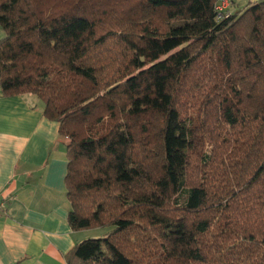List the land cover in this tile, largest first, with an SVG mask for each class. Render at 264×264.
I'll use <instances>...</instances> for the list:
<instances>
[{"label": "trees", "instance_id": "trees-1", "mask_svg": "<svg viewBox=\"0 0 264 264\" xmlns=\"http://www.w3.org/2000/svg\"><path fill=\"white\" fill-rule=\"evenodd\" d=\"M0 0V89L67 139L66 264H264V0ZM231 2V0H230Z\"/></svg>", "mask_w": 264, "mask_h": 264}, {"label": "crops", "instance_id": "crops-1", "mask_svg": "<svg viewBox=\"0 0 264 264\" xmlns=\"http://www.w3.org/2000/svg\"><path fill=\"white\" fill-rule=\"evenodd\" d=\"M258 0H231L240 8ZM4 31L0 26V38ZM34 94L0 89V264H66L65 254L89 233L67 221V139Z\"/></svg>", "mask_w": 264, "mask_h": 264}, {"label": "built area", "instance_id": "built-area-1", "mask_svg": "<svg viewBox=\"0 0 264 264\" xmlns=\"http://www.w3.org/2000/svg\"><path fill=\"white\" fill-rule=\"evenodd\" d=\"M230 4V0H221V2L219 3V5L217 6V8L219 9V11L228 9ZM3 200L0 198V212L3 210Z\"/></svg>", "mask_w": 264, "mask_h": 264}, {"label": "rangeland", "instance_id": "rangeland-1", "mask_svg": "<svg viewBox=\"0 0 264 264\" xmlns=\"http://www.w3.org/2000/svg\"><path fill=\"white\" fill-rule=\"evenodd\" d=\"M102 231L98 230V233H89L88 236L86 235L84 239L92 238V237H98Z\"/></svg>", "mask_w": 264, "mask_h": 264}]
</instances>
